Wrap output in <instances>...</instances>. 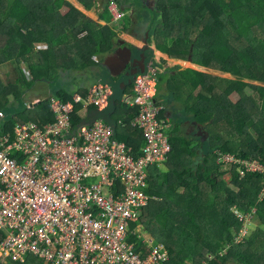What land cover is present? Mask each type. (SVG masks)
Wrapping results in <instances>:
<instances>
[{
    "label": "trees",
    "instance_id": "1",
    "mask_svg": "<svg viewBox=\"0 0 264 264\" xmlns=\"http://www.w3.org/2000/svg\"><path fill=\"white\" fill-rule=\"evenodd\" d=\"M79 1L88 6L94 2ZM148 1L151 7L138 10L140 20L138 11L135 19L139 27L148 20L144 11L149 12L147 26H142L149 34V45L154 37L168 39L174 42L170 54L183 59L191 55L194 64L235 79L197 71L196 80L188 82L206 86L196 99L193 94L184 103L186 111L180 119L206 125L207 138L202 142L195 132L187 135L177 123L166 129L172 151L165 161L166 172L151 168L147 189L151 201L144 210L142 231L166 244L171 254L167 264H264V196L260 197L264 173L248 172L242 177L241 163L219 166L216 162L220 155H231L264 167V0ZM65 6L69 11L63 15L60 10ZM0 41L4 43L0 50L3 130H12L18 123L53 122L52 98L74 101V89L82 83L79 71L91 70L94 79L105 70L113 79L104 61L117 49L116 34L65 0H0ZM40 45L47 48L38 51ZM150 51L156 52L147 49V57ZM10 62L15 66L8 65L11 69L2 74V66ZM31 72L37 79L28 81L25 73ZM9 73L11 80L6 79ZM38 82H52L56 89L49 102L30 107L26 99ZM106 82L102 78L101 84ZM130 82L124 91L120 84L112 86L114 97L101 116L139 156L145 137L132 125L138 110L121 102L134 84ZM160 119H165L164 112ZM80 123L76 117L75 124ZM159 173L162 179L157 178ZM235 207L251 215L248 232L240 240L243 222L233 215ZM144 241L140 234L130 238L139 251L146 247ZM0 264L46 263L29 257L25 263L2 258Z\"/></svg>",
    "mask_w": 264,
    "mask_h": 264
},
{
    "label": "built area",
    "instance_id": "2",
    "mask_svg": "<svg viewBox=\"0 0 264 264\" xmlns=\"http://www.w3.org/2000/svg\"><path fill=\"white\" fill-rule=\"evenodd\" d=\"M114 22L123 16L110 8ZM156 70L134 81L132 104L138 107L134 126L145 137L143 155L116 138L114 128L96 120L91 108L108 107L107 91H96L91 106L75 129L74 102L53 100L55 120L46 124L18 123L0 127V259L25 263L29 257L46 264H167L171 254L141 228L151 168L160 166L172 150L163 106L155 101ZM79 115L82 111L78 112ZM4 118L0 112V123ZM225 163H241L245 172H262L256 161L220 156ZM91 179H99L89 185ZM243 222L250 214L236 211ZM136 225V226H135ZM135 226V228H134ZM140 234L146 247L139 251L131 236Z\"/></svg>",
    "mask_w": 264,
    "mask_h": 264
},
{
    "label": "crops",
    "instance_id": "3",
    "mask_svg": "<svg viewBox=\"0 0 264 264\" xmlns=\"http://www.w3.org/2000/svg\"><path fill=\"white\" fill-rule=\"evenodd\" d=\"M70 6H72L74 9L79 11L81 14H83L87 19L91 20L94 23H97V19L100 21V17H102V23L103 26L110 24L111 25V16H103L104 12L110 8H115L118 11L119 6L116 3H121L122 4V11L127 14L128 10H132L135 7H133V3L135 0H126V3H123L120 0H94L92 6H88L87 4H84L80 2L79 0H65ZM148 0H146L147 2ZM69 11V8L67 6L62 7L60 10L61 14H66ZM132 12V11H131ZM96 14V15H95ZM126 19V18H125ZM124 19V20H125ZM120 22V25L122 26L123 30L127 31V33H123V36L125 38H116L117 43V49L119 48L118 42H125L126 44L132 46L133 48L138 50V56H139V49H154L156 52H147L150 54L149 57L147 56H142L144 59H138L137 60H143V63L146 65V67H155L154 69L157 70V100L161 102L165 106V113H164V118L169 119L170 124H181L182 127L185 129L186 134L190 135L191 132L197 133V127L200 126L195 119L193 120L192 118H187V119H180L185 114L186 109H184V103L187 102L190 99V96L194 94L195 99L198 96V92L202 89H205L204 83H199L196 84L195 86H191L188 82H191V80H196V72H202V73H207L208 75H216V76H226L223 75L220 71H208L207 68L199 66L194 64L192 61H189V57H192L191 55L185 59L180 58L178 56H175L174 54H170L168 52V49H171L174 45L173 41H170L165 38L161 37H154L151 40V44L147 47L140 46L139 44H143L142 42H139L134 39V37L139 38L141 37V34L146 32V29L143 27L141 31H136L134 29V25L132 27L128 26H123V21ZM133 22V21H132ZM109 25V26H110ZM144 26H147V23H145ZM141 32V33H139ZM126 36H129L132 38V42L130 43L127 41ZM123 39V40H120ZM142 40V39H141ZM148 42V41H147ZM162 48V49H160ZM116 49V50H117ZM115 50V51H116ZM115 51L111 54L113 55ZM133 53V51H132ZM141 53V52H140ZM148 54V55H149ZM141 57V58H142ZM141 62V61H140ZM120 61H115L113 63V69L119 68L120 67ZM134 65V63H133ZM131 66L132 68L134 66ZM152 65V66H151ZM94 68L92 69V71ZM210 70V69H209ZM120 73L116 76L111 75V77L115 80H118V83H120V90L124 91L125 88L129 87V80H128V75H130V71L127 68H124L123 70L119 71ZM193 73V74H192ZM169 75V80L167 81L165 87L163 86V81L162 77L164 75ZM185 74V75H184ZM94 82H96L94 84ZM102 83V77H94V79L91 80H86L82 81L79 85H77L74 89V93L79 92L80 90H87L91 89L94 85H98ZM94 84V85H93ZM131 91V90H130ZM130 91H127L129 93ZM206 90H204L205 92ZM72 94V96H73ZM47 94V87L44 89H37L35 88V96H36V102L32 103L35 105L39 104L42 100H44V97H46ZM55 98H52V100ZM192 100L191 102L195 101ZM29 102L31 100H28ZM31 104V105H32ZM187 122V124H185ZM202 127V126H201ZM172 127H170L171 130ZM203 129V127H202ZM158 167V166H157ZM158 169L161 172H166L167 171V166L165 163L161 164ZM162 174H157V178L162 179L160 177ZM160 243V242H157ZM163 243V242H162ZM33 258V257H32Z\"/></svg>",
    "mask_w": 264,
    "mask_h": 264
},
{
    "label": "clouds",
    "instance_id": "4",
    "mask_svg": "<svg viewBox=\"0 0 264 264\" xmlns=\"http://www.w3.org/2000/svg\"><path fill=\"white\" fill-rule=\"evenodd\" d=\"M117 10V9H116ZM132 11V13H131V18H132V21H135V24L137 23V21H136V19H135V17H136V10L135 9H132V10H130L129 12H131ZM117 12L120 14V15H122L123 17L119 20V21H117V22H114V19H113V16L110 14V9H108V10H106L105 12H104V14H103V16H111V25H114V24H119L122 20H124L127 16H128V14H130V13H128L127 12V14L126 13H124V12H120V11H118L117 10ZM101 18V20H102V17H100ZM134 24V25H135ZM109 25L110 24H107V25H105L104 27H109ZM136 26V25H135ZM112 27V26H111ZM123 31V33H127V31H125V29L124 30H121V32ZM114 33L116 34V38H119L118 37V34L114 31ZM146 33V32H145ZM145 33L143 32V35H142V37H143V41H144V37H145ZM125 43V42H124ZM148 43V42H147ZM125 45V47H127L128 49H131V51H132V46H130V45H128V44H124ZM147 46H148V44H147ZM147 46H145V47H147ZM119 49V48H118ZM141 51H143L142 53L146 56V51H147V48H145V49H143V50H141ZM132 55H133V53H132ZM110 56V55H109ZM108 57V56H107ZM132 57V56H131ZM136 60V59H135ZM139 61V60H138ZM105 63V62H104ZM130 63H134V60L132 61V62H130ZM140 66H141V64H139ZM145 65V64H144ZM129 66V67H128ZM132 66V64H128L127 65V69L128 70H130V68H132L131 67ZM152 66V65H151ZM135 68H137V67H139L138 65H135L134 66ZM145 70L143 71V72H140V71H138V73L137 74H135L134 76H133V78L131 79L130 77H128V79H130V81L131 80H133V81H135L136 80V78H137V76L138 75H140V74H142V73H146V71L148 70V67H146V65H145ZM153 68H155V67H153ZM208 69V68H207ZM142 70V69H141ZM211 70V69H210ZM109 71V70H108ZM215 71V70H214ZM109 73H110V71H109ZM131 73H133V72H131ZM223 74H225V73H223ZM110 75H111V73H110ZM230 76V75H229ZM156 77H157V70H156ZM129 81V84L131 83ZM156 83H158V81L156 82ZM118 84H120V83H118ZM134 84L132 85V88H131V91L129 92V93H125L124 95H123V97H122V99H121V102L125 105V106H127V107H129V108H132V109H137L138 110V107L137 106H135V105H133L132 104V102H133V94H134ZM100 90H104V91H107V93L109 94V96H108V98L107 99H109V101H108V104H110V101H111V99L114 97V89H113V87H111V86H109L107 83H105V84H98V85H94L91 89H88V90H86V91H79V92H77V93H75V94H73V96H72V98L74 99V101H69V102H74V104H76V101H75V98H76V96L77 95H80L81 97H82V101H80L79 102V104H76V113H75V116H74V118H73V122H74V124H75V118L77 117V118H79V119H81V121H82V115L83 114H85L86 115V113L89 111V109L91 108V106H88V104H87V102L90 100V97L96 92V91H100ZM56 99V98H55ZM155 101H156V103L157 104H159L160 106H163V110H162V113L165 111V106L163 105V104H161V102H159L158 100H157V87H156V93H155ZM54 100V99H53ZM109 107H110V105H108V107H106V109L103 111V110H100L99 108L97 109V108H91L90 109V111H89V113L90 112H92V113H95V117H96V120H99V119H102L106 124H108V125H110L111 127H113L114 128V131H115V135H116V138H117V132H116V127H114L112 124H109V123H107L106 122V120H105V118L104 117H102L101 116V114L102 115H104V114H106V112L108 111V109H109ZM79 111H82V114L81 115H79ZM165 113V112H164ZM136 117H138V114H137V116ZM136 117L134 118V120H133V122H132V125L134 126V123H135V119H136ZM167 120V124L169 125V127L168 128H170L171 127V124H170V121H169V119H166ZM49 123V122H48ZM200 124V123H199ZM200 125H202V126H204V131H205V127H206V125H203V124H200ZM79 126V124H75V129H77V127ZM167 128V129H168ZM206 132V131H205ZM192 133V132H191ZM207 133V132H206ZM197 134V133H196ZM168 135V134H167ZM169 136V141H170V135H168ZM201 138V137H200ZM118 139V138H117ZM119 140V139H118ZM119 141H121V142H125V143H127L128 144V146H130V147H132V149H133V153L135 154V148L132 146V145H130L128 142H126V141H122V140H119ZM204 142V141H203ZM170 144H171V142H170ZM145 145H146V143L144 142V146H143V148H142V151H141V154L138 156V157H140V156H142L143 155V152H144V148H145ZM171 147H172V144H171ZM172 151V150H171ZM171 153V152H170ZM221 156V155H220ZM219 156V157H220ZM219 157L217 158V164L219 165V166H223V161H221V160H219ZM244 161H247V160H244ZM251 161H255V160H251ZM257 162V161H256ZM165 163V162H164ZM258 163V162H257ZM261 165V164H260ZM243 166V165H242ZM157 167V166H156ZM159 167V166H158ZM243 168H244V166H243ZM242 171V170H241ZM245 173H248V172H245ZM245 173L242 175L241 174V176L243 177L244 175H245ZM264 196V187L262 188V192H261V194H260V197H263ZM237 209H240V208H238V207H236ZM239 212H241L242 213V211H244L245 212V210H242V211H240V210H238ZM232 212H233V215H235L234 214V211L232 210ZM246 214H248V213H246ZM236 216V215H235ZM240 231V230H239Z\"/></svg>",
    "mask_w": 264,
    "mask_h": 264
},
{
    "label": "rangeland",
    "instance_id": "5",
    "mask_svg": "<svg viewBox=\"0 0 264 264\" xmlns=\"http://www.w3.org/2000/svg\"><path fill=\"white\" fill-rule=\"evenodd\" d=\"M120 1H122L123 3H126L127 1L126 0H120ZM135 1H137V2H132L133 3V7H135L134 9L136 10V12L138 11V10H140L141 8H143L144 6H146L145 4H143L142 3V0H135ZM145 12V14H146V18L148 19L146 22H144V23H142V24H140L139 25V27L135 24V21H133L132 22V18H131V13L132 12H129V10H128V13H130V14H128V16L126 17V19L123 21V26H130V27H132L134 24L136 25H134V29H136V31L138 32V31H141L142 30V26H144L143 24H145V23H147L148 21H149V18H150V16H149V12L148 11H144ZM139 14H140V12L138 11V20H140V17H139ZM96 15V14H95ZM137 15H136V17H137ZM144 20V19H143ZM102 20H98L97 19V22H98V24H100V26L101 27H103V23L101 22ZM112 26V27H111ZM107 27V26H106ZM142 27V28H141ZM109 30H113V31H115V32H117V34H118V37H120V38H125L124 36H123V33L121 32V30H123V28H122V26L120 25V23L119 24H114V25H110L109 27H107ZM139 38H141L142 39V37H140L139 36ZM126 39H127V41H129L130 43L132 42V38H130L129 36H126ZM134 39L135 40H137V41H139V42H142L143 40H141V39H138V38H136V37H134ZM120 40H123V39H120ZM140 46H144V44H139ZM37 48V50L38 51H41V50H44V49H46L47 48V46H44V45H40V46H37L36 47ZM2 49H4V43L3 42H1L0 41V50H2ZM132 49H134L135 50V52H138L137 51V49H135V48H132ZM160 49H162V48H160ZM147 54H149V53H147ZM141 57L142 56H145L143 53H141V55H140ZM137 59V58H136ZM12 66H15V63L14 62H10V63H8V64H6L5 66H2V70H1V73L3 74L6 70H9V69H11L10 67H11V65ZM8 65H10V67L8 66ZM90 71L91 70H86V71H79L78 72V74L80 75L79 76V78L81 79V81H86V80H91V79H93V78H91V73H90ZM99 72V74L101 75V77L104 79V80H106L107 82V84L109 85V86H114V88H116L117 87V84H118V80H115V79H111V78H109V74H108V72H106L105 70H100V71H98ZM26 74V77L28 78V81H31V80H33V79H37V76L33 73V72H31V73H25ZM221 74H223V73H221ZM205 75H208L207 73L205 74ZM223 75H226V74H223ZM220 77H223V78H230V79H235V77H233V76H229V75H226V76H220ZM169 75H164L163 77H162V81H163V86L165 87V85H166V83H167V81L169 80ZM6 79L7 80H11V79H13V75L11 74V73H9L7 76H6ZM208 81V80H207ZM96 82H94V84H95ZM93 84V85H94ZM257 84V83H256ZM47 87V94H50V95H46V97H44V101L45 102H49L50 101V98L52 97V95H53V92L55 91V89H56V84H54V83H52V82H50V83H47V82H38L37 83V86H36V88L37 89H44V88H46ZM36 96H35V89H33L29 94H28V96H27V99H26V101H28V100H31L30 102L28 101V103H29V106L32 104V103H34V102H36ZM55 100V99H54ZM51 104H52V106H53V100L51 101ZM32 106H34V104H32ZM31 107V106H30ZM195 158H197V157H195ZM194 168H197L196 166H194ZM222 178H224V177H222ZM99 182V179H91V180H89L88 181V184L89 185H92V184H96V183H98ZM238 210H240V211H242L241 209H237L236 207L233 209V211H234V214H235V212L236 211H238ZM242 213L244 214V215H246V212H244V211H242ZM250 218V217H249ZM252 228H254V221H253V225H252ZM146 235H148V237L149 238H151V239H155L157 242H159V239L155 236V234H153V233H149V234H146ZM20 263V262H19Z\"/></svg>",
    "mask_w": 264,
    "mask_h": 264
},
{
    "label": "water",
    "instance_id": "6",
    "mask_svg": "<svg viewBox=\"0 0 264 264\" xmlns=\"http://www.w3.org/2000/svg\"><path fill=\"white\" fill-rule=\"evenodd\" d=\"M148 38H149V34H146L144 37V41H143V44L145 46H147ZM124 44H125L124 42H118L119 49H117L113 55L106 57V59L104 61L105 62L104 65L106 66V68L110 71L111 75H113V76L118 75L120 73L119 71L123 70L124 68H127L128 64H131L130 60H131V56H132V51H131V49H128L127 47H125ZM141 59H144V58L142 57ZM115 61H120V64H119L120 67L113 69V63ZM140 61H138L137 59L134 60L133 66L141 64L142 70H140V72H143L145 70V68H144L145 65L143 63V60H140ZM189 61H192V57H189ZM207 70L211 71L209 69H207ZM137 73H138V71L136 70L133 73H130V75H128V77H130L132 79L133 76ZM185 124H187V122ZM201 126L202 125L197 127V135L201 137V141L203 142L207 138V136H206L207 133L204 131V126H202L203 129Z\"/></svg>",
    "mask_w": 264,
    "mask_h": 264
},
{
    "label": "flooded vegetation",
    "instance_id": "7",
    "mask_svg": "<svg viewBox=\"0 0 264 264\" xmlns=\"http://www.w3.org/2000/svg\"><path fill=\"white\" fill-rule=\"evenodd\" d=\"M150 1H153V0H150ZM142 3L143 4H145L146 6H148V7H151V4H149V1H145V0H142ZM153 7V6H152ZM144 25V24H143ZM139 33H141V32H139ZM142 35L143 34H141V37H142ZM142 40H143V37H142ZM148 44V43H147ZM139 50H143V49H139ZM132 51H133V55H132V57H131V60H130V62H132L133 60H135L136 58H138V59H141V53L139 52V56H138V52H135V50L134 49H132ZM138 51V50H137ZM132 65H133V63H131ZM139 67H137V68H135V67H133V68H130V72H134V71H140L141 69H142V67L140 66V65H138ZM129 67V66H128Z\"/></svg>",
    "mask_w": 264,
    "mask_h": 264
}]
</instances>
